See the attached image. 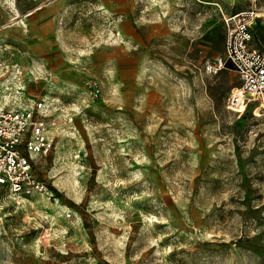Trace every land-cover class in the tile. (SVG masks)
Wrapping results in <instances>:
<instances>
[{"label":"rangeland","instance_id":"374dc122","mask_svg":"<svg viewBox=\"0 0 264 264\" xmlns=\"http://www.w3.org/2000/svg\"><path fill=\"white\" fill-rule=\"evenodd\" d=\"M246 9L264 46V0H0V107L53 138L43 189L0 192V264H264V115L203 67Z\"/></svg>","mask_w":264,"mask_h":264},{"label":"built area","instance_id":"2783aa9c","mask_svg":"<svg viewBox=\"0 0 264 264\" xmlns=\"http://www.w3.org/2000/svg\"><path fill=\"white\" fill-rule=\"evenodd\" d=\"M258 13L246 9L223 14V51L203 67L212 74L231 67L240 78L227 97V108L241 112L259 107L264 115V46L256 42L252 27ZM50 122L43 100L31 108H0V192L19 202L44 185L33 173L32 157L46 156L53 147Z\"/></svg>","mask_w":264,"mask_h":264},{"label":"bare ground","instance_id":"6f19581e","mask_svg":"<svg viewBox=\"0 0 264 264\" xmlns=\"http://www.w3.org/2000/svg\"><path fill=\"white\" fill-rule=\"evenodd\" d=\"M255 6V5H254ZM258 13V17H260V13L259 12H257ZM19 84H21V83H17V85L19 86ZM8 98H10V97H8ZM8 101H9V104H10V106L11 107H16V106H18V105H20L21 104V102L20 101H18V95H15V98L14 99H8ZM1 108V107H0ZM259 108V107H258ZM45 109H46V107H45ZM259 110H260V108H259ZM261 111V110H260ZM9 196V195H8ZM10 197V196H9ZM29 197H21L20 198V200H19V202H17V204L18 205H21L25 200H27ZM29 201H31V200H29ZM32 203V202H31ZM1 206V205H0Z\"/></svg>","mask_w":264,"mask_h":264}]
</instances>
